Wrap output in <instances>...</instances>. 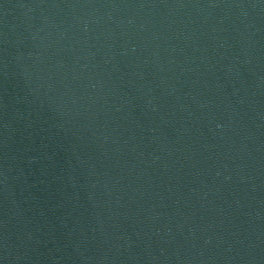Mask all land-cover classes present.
<instances>
[{
    "label": "water",
    "instance_id": "water-1",
    "mask_svg": "<svg viewBox=\"0 0 264 264\" xmlns=\"http://www.w3.org/2000/svg\"><path fill=\"white\" fill-rule=\"evenodd\" d=\"M264 211V0H0V264H135Z\"/></svg>",
    "mask_w": 264,
    "mask_h": 264
}]
</instances>
